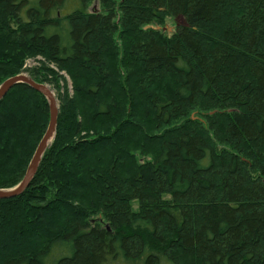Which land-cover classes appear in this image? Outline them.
<instances>
[{
    "label": "trees",
    "instance_id": "16d2710c",
    "mask_svg": "<svg viewBox=\"0 0 264 264\" xmlns=\"http://www.w3.org/2000/svg\"><path fill=\"white\" fill-rule=\"evenodd\" d=\"M37 54L74 95L29 185L0 199V264H264V0H0V83ZM48 121L25 83L0 100V189Z\"/></svg>",
    "mask_w": 264,
    "mask_h": 264
},
{
    "label": "rangeland",
    "instance_id": "374dc122",
    "mask_svg": "<svg viewBox=\"0 0 264 264\" xmlns=\"http://www.w3.org/2000/svg\"><path fill=\"white\" fill-rule=\"evenodd\" d=\"M181 24H182L181 19H176V18L175 19H168L166 22V25L164 26V30L168 33L172 32L176 26L181 25ZM39 68H41V69H39ZM51 69L54 70V72H56V73L51 72L50 71ZM37 70L38 71L42 70L44 72L45 75L42 77L43 81L37 82L31 77L32 76L31 74H33V72L37 71ZM79 72L81 73V71H79ZM39 73H41V72H39ZM16 75H26L30 79H32L34 82L39 83V84H43L47 88H49V90L51 91L52 96L54 98L55 106L57 108V116H58V112L60 110V107L62 106L63 102L65 101V97L68 96L71 98L74 95L69 74L66 73V71H64V70L63 71L59 70L54 64L47 62L43 55L37 54V55L26 57L24 60H22L20 70L15 75H12V76H16ZM59 75L61 77H59ZM12 76H9L8 78H10ZM81 76H82V78H80V80H79L80 84L84 83L83 75H81ZM38 78H40V77H38ZM161 84H162V82H161ZM150 89L151 90L148 89L149 92L153 91L152 93H155V90H153V88H150ZM107 90H108L107 92L105 91V93L102 94L103 95L102 97H105V100H104L105 102L109 101V96H108L109 94L108 93H113L114 88L109 87V89H107ZM45 98L47 99L48 97H45ZM48 100L49 99H47V101ZM139 102L143 103V100L140 99ZM22 104H24V102L19 103V104L17 103V105L15 107V112H14L15 117H13V119L15 120V124H18L19 122L23 123L25 125L31 124V122L34 121V119H33L34 112L32 111L30 106H24L23 105L24 106L23 107ZM80 108H81V111H83V112L89 110L88 103H81V105H79V109ZM56 123H57V121H56ZM15 128H14L15 129L14 134L17 133V131L19 130V128H17L16 126H15ZM130 133H131V129L129 127H124L123 131L121 133V136L122 137H125V136L128 137L129 136V139L132 142L139 141L141 139L140 134L134 133L133 135H130ZM88 134L92 136L94 133H92V131H89ZM80 136H84L83 138H86V139L91 137V136L87 137L85 132H81ZM101 144L102 145L90 146L88 148L87 152L95 154L94 157H90V158L86 159L85 164H86V168L88 170H94L95 169L97 171H100V170L104 169L102 167L100 168V166L95 164V162H94V159H96V158L99 160H103V159L108 158V153H106V151H104V149L107 147V145H106V143H101ZM100 149L102 151L101 153H100ZM97 151L99 153H97ZM138 156L139 155H136V157H138ZM64 158L65 157H62V163H60L59 165L62 166V164H63V166H66L68 164V162ZM138 161H141V159L139 157H138ZM77 165H78V163H77ZM128 166L130 168H133V165H131V163H129ZM117 174L120 176V173H117ZM58 182H59V180H58ZM5 189H8V188H5ZM72 189L75 190V187H72ZM58 207H60L59 208L60 212L63 213L64 208L61 205H58ZM19 214H21V212ZM6 219L7 218H5L4 221ZM35 237H36V233H34V235L32 233H29L28 237H27L28 242H30ZM8 244H9L8 249H4L2 254H5V253L7 254L8 252L12 251V246H11L12 242H10ZM26 248H27V246H25V248H23V250Z\"/></svg>",
    "mask_w": 264,
    "mask_h": 264
},
{
    "label": "water",
    "instance_id": "95a60500",
    "mask_svg": "<svg viewBox=\"0 0 264 264\" xmlns=\"http://www.w3.org/2000/svg\"><path fill=\"white\" fill-rule=\"evenodd\" d=\"M18 83H25L34 90L42 93L45 97H48L49 104V121L47 128L40 139L32 158L28 164L26 172L22 178V180L15 185L13 188L8 189H0V199L11 198L16 195L21 194L25 188L29 185L32 180L35 172L37 170L40 159L45 151V149L49 146L52 138L55 134L56 121H57V108L55 106L54 98L52 96L51 91L43 84H39L34 82L26 75H16L10 78H7L0 84V100L6 95L11 87Z\"/></svg>",
    "mask_w": 264,
    "mask_h": 264
}]
</instances>
